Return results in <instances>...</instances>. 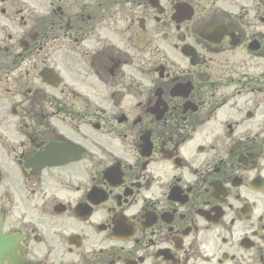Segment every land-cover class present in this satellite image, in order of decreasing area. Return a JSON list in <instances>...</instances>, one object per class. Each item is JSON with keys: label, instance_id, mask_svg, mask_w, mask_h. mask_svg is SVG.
<instances>
[{"label": "flooded vegetation", "instance_id": "af4514ba", "mask_svg": "<svg viewBox=\"0 0 264 264\" xmlns=\"http://www.w3.org/2000/svg\"><path fill=\"white\" fill-rule=\"evenodd\" d=\"M0 264H264V0H0Z\"/></svg>", "mask_w": 264, "mask_h": 264}]
</instances>
